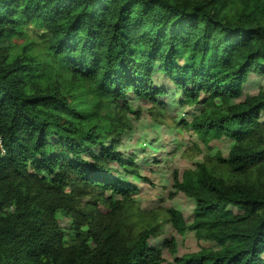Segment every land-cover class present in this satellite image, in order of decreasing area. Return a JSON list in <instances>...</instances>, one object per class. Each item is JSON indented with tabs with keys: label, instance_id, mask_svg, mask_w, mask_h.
<instances>
[{
	"label": "trees",
	"instance_id": "1",
	"mask_svg": "<svg viewBox=\"0 0 264 264\" xmlns=\"http://www.w3.org/2000/svg\"><path fill=\"white\" fill-rule=\"evenodd\" d=\"M243 15L230 17L226 0H0V264H166L178 244L152 229L129 246L106 235L91 252L65 247L46 190L80 183L130 197L139 185L119 171L142 176L107 128L82 123L67 95L37 83L50 65L106 98L128 105L132 94L163 108L172 86L183 106L203 105L190 121L197 134L234 142L216 156L243 172L264 162V89L245 93L252 75L264 78V13ZM29 25L45 31L46 64L14 43ZM176 185L196 208L189 226L171 209L174 228L216 248L175 264H264L263 190L226 183L204 164Z\"/></svg>",
	"mask_w": 264,
	"mask_h": 264
},
{
	"label": "rangeland",
	"instance_id": "2",
	"mask_svg": "<svg viewBox=\"0 0 264 264\" xmlns=\"http://www.w3.org/2000/svg\"><path fill=\"white\" fill-rule=\"evenodd\" d=\"M259 3L260 0H226L227 12L230 17L241 12L244 17L249 13H264L262 9L257 10ZM44 32L42 27L29 25L27 36L14 43L26 55L46 64L50 55ZM25 47H28L26 51ZM44 70L49 71V76L41 78L37 86L41 90L55 88L67 95L76 110H83V116L78 119L82 123L99 122L107 128L109 137L115 139L125 157L133 158V168L142 176L133 179L132 174L119 171L128 181L139 185L138 193L130 197L80 183L62 192L46 190L44 203L56 208L65 247L86 246L91 252L98 246L97 238L106 235L117 245L129 246L140 232L152 229L158 240L173 238L177 242L175 253L165 250L166 264H175V257L198 252L201 248H216L214 242L197 236L193 230L179 232L172 224L171 209L183 214L187 226L193 221L196 200L176 185L183 182L186 174L194 176L199 165L204 164L226 183L253 185L264 191V162L243 172L233 171L221 162L216 155L227 157L234 142L224 136L204 138L197 134L190 121L203 105L183 106L172 86L168 85V95L161 99L167 108L132 94L128 95L129 102L125 105L97 94L88 82L81 83L68 74L59 75L53 66L44 65ZM250 79L245 93L256 94L260 88L264 89V78L252 75ZM259 140L255 138L250 144L257 145Z\"/></svg>",
	"mask_w": 264,
	"mask_h": 264
},
{
	"label": "built area",
	"instance_id": "3",
	"mask_svg": "<svg viewBox=\"0 0 264 264\" xmlns=\"http://www.w3.org/2000/svg\"><path fill=\"white\" fill-rule=\"evenodd\" d=\"M0 150H1L2 152H4V148H3V146H2V142H1V137H0Z\"/></svg>",
	"mask_w": 264,
	"mask_h": 264
}]
</instances>
